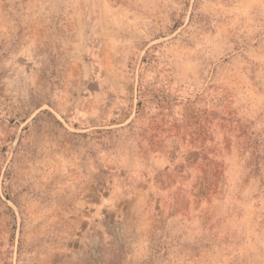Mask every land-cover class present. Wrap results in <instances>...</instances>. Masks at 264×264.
Returning a JSON list of instances; mask_svg holds the SVG:
<instances>
[{
  "label": "rangeland",
  "instance_id": "1",
  "mask_svg": "<svg viewBox=\"0 0 264 264\" xmlns=\"http://www.w3.org/2000/svg\"><path fill=\"white\" fill-rule=\"evenodd\" d=\"M0 264H264V0H0Z\"/></svg>",
  "mask_w": 264,
  "mask_h": 264
}]
</instances>
